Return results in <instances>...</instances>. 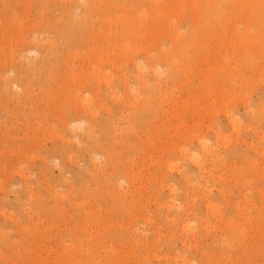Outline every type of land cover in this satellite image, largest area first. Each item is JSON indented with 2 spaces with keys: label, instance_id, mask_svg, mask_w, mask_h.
Segmentation results:
<instances>
[{
  "label": "rangeland",
  "instance_id": "374dc122",
  "mask_svg": "<svg viewBox=\"0 0 264 264\" xmlns=\"http://www.w3.org/2000/svg\"><path fill=\"white\" fill-rule=\"evenodd\" d=\"M234 1L0 0V264H264V0Z\"/></svg>",
  "mask_w": 264,
  "mask_h": 264
},
{
  "label": "bare ground",
  "instance_id": "6f19581e",
  "mask_svg": "<svg viewBox=\"0 0 264 264\" xmlns=\"http://www.w3.org/2000/svg\"><path fill=\"white\" fill-rule=\"evenodd\" d=\"M134 1H135V0H134ZM139 1H140V0H139ZM142 1H143V0H142ZM232 1H234V0H232ZM251 1H252V0H251ZM129 2H130V1H129ZM132 2H133V1H132ZM155 2H156V1H154V3H155ZM234 2H235V1H234ZM237 2H239V1H237ZM157 3H158V2H157ZM252 3H254V2H252ZM94 4H95V3H94ZM235 4H236V3H235ZM249 4H250V3H249ZM250 5H251V4H250ZM252 5H253V4H252ZM60 6H61V5H60ZM87 6H90V4L87 5ZM91 6H92V5H91ZM91 6H90V8L87 7V9H89L90 11L92 10V12H93V10H94L95 7H94V5H93V8H91ZM254 6L256 7L255 4H254L252 7H254ZM252 7H251V8H252ZM255 7H254V8H255ZM257 7H258V4H257ZM49 8H50V7H49ZM130 8H131V7H130ZM252 9H253V8H252ZM252 9H250V10H252ZM258 9H260V7H259ZM253 10L256 11V9H253ZM260 10H262V9H260ZM90 11H88V12H90ZM253 12H254V11H253ZM262 12H263V10H262ZM84 13H85V11H84ZM84 13H83V14H84ZM48 14H49V13H48ZM90 14H92V13H88V15H90ZM257 14H258V13H257ZM82 16H83V15H82ZM84 16H86V15L84 14ZM84 16H83V17H84ZM87 17H88V16H87ZM87 17L85 18V20L87 19ZM89 17H90V19H88V20H91V15H90ZM89 17H88V18H89ZM81 18H82V17H81ZM53 19H54V18H53ZM53 19H52V20H53ZM60 20H61V19H60ZM85 20L83 21V23L85 22ZM232 20H234V19H232ZM80 22H81V21H80ZM65 24H66V23H65ZM85 24H87V23H85ZM91 24H92V23H91ZM61 27H62V26H61ZM84 28H86V27H84ZM84 28H83V29H84ZM72 29H74V26H73ZM72 29H71V30H72ZM124 29H125V28H124ZM72 31H73V30H72ZM59 32H60V30H59ZM70 33H71V32H69V34H70ZM74 33H75V32H74ZM67 34H68V33H67ZM39 35H40V34H39ZM72 36H73V35H72ZM68 38H69V37H68ZM45 42H47V41H45ZM45 42H43V43H45ZM48 42H49V41H48ZM43 43H42L41 45H43ZM45 44H46V43H45ZM55 44H56V43H55ZM49 45H50V43H49ZM38 46H39V45H38ZM52 46H54V45L52 44L50 48H53ZM61 46H62V45H61ZM55 47H56V46H55ZM31 49H32V48H31ZM43 49H44V48H43ZM27 50H28V49H27ZM34 50H35V49H34ZM51 50H52V49H51ZM51 50H49V51H51ZM46 51H47V49H46ZM37 52H38V51H37ZM51 52H52V51H51ZM42 53H43V52H42ZM52 53H53V52H52ZM43 54L46 56V58H47V56H49V55H48V54H49L48 51L45 52V53H43ZM54 55H55V54H54ZM41 56L43 57V55H41ZM41 56H40V57H41ZM45 56H44V57H45ZM56 56H57V55H56ZM56 56H55V57H56ZM59 56H60V55H59ZM42 57H41V58H42ZM44 57H43V58H44ZM52 57H53V56H52ZM52 57H51V58H52ZM57 57H58V56H57ZM57 57H56V58H57ZM36 58H37V57H36ZM49 59H50V57H49ZM35 60H37V59H35ZM43 60H45V58H44ZM54 60H55V59H54ZM39 61H40V60H39ZM51 61H53V60H51ZM51 61H49V63H51ZM111 61H112V59H111ZM45 62H46V61H45ZM47 63H48V62H47ZM47 63H46V64H47ZM52 63H54V61H53ZM32 64H34V62H33ZM32 64H31V65H32ZM38 64H39V62H38ZM40 64H41V63H40ZM46 64H44V66H45ZM55 64H56V63H55ZM56 65H57V64H56ZM26 66H27V65H26ZM29 66H30V65H29ZM38 66H39V65H38ZM42 66H43V65H42ZM44 66H43V67H44ZM50 66H51V65H50ZM21 67H22V66H21ZM31 67H32V66H31ZM45 67H46V66H45ZM54 67H55V66H54ZM29 68H30V67H29ZM55 68H56V67H55ZM32 69H33V68H32ZM37 69H39V67H38ZM24 70H25V69H24ZM35 71H36V70H35ZM44 71H45V70H44ZM49 71H50V70H49ZM51 71H53V70H51ZM56 71H57V70H56ZM30 72H31V71H30ZM39 72H40V70H39ZM39 72H38V73H39ZM45 72H46V71H45ZM53 72H55V70H54ZM53 72H52V73H53ZM23 73H25V71H24ZM32 73H34V71H33ZM35 73H36V72H35ZM41 73H42V72H41ZM27 75H28V74H27ZM27 75H26V77H27ZM38 75H40V74H38ZM41 75H42V74H41ZM24 76H25V74H24ZM28 76H29V75H28ZM93 76H95V75H93ZM40 77H41V76H40ZM43 77H44V76H43ZM20 78H21V77H20ZM23 78L25 79V77H23ZM31 78H32V75H31ZM33 78H34V77H33ZM52 78H53V77H52ZM27 79H28V78H27ZM40 79H41V78H40ZM93 79H94V78H93ZM28 80H30V79H28ZM38 80H39V79H38ZM44 80H45V79H44ZM109 80H110V79H109ZM22 81H23V80H22ZM32 81H33V80H32ZM32 81H31V82H32ZM35 81H36V80H35ZM23 82H24V81H23ZM79 82H80V81H79ZM86 82H87V81H86ZM86 82H85V83H86ZM106 82H107V81H106ZM35 83H36V82H35ZM85 83H84V84H85ZM108 83H109V82H108ZM110 83H111V82H110ZM23 84H24V83H23ZM29 84H30V83H29ZM33 84H34V82H33ZM86 84H87V83H86ZM78 85H79V84H78ZM82 85H83V84H82ZM90 85H91V84H90ZM92 85H93V84H92ZM108 85H109V84H108ZM25 86H26V85H25ZM32 86H33V85H32ZM83 86H84V85H83ZM86 86H87V85H86ZM109 86H111V84H110ZM106 87H107V86H106ZM27 88H28V87H27ZM92 88H93V87H92ZM97 88H98V87H96V89H97ZM29 89H30V87H29ZM81 89H82V88H81ZM94 89H95V87H94ZM93 91H94V90H93ZM10 93H11V91L8 92V94H10ZM8 94H7V95H8ZM9 96L11 97L12 94L9 95ZM96 100H97V99H96ZM96 100L94 99L95 102H96ZM97 101H98V100H97ZM73 103H75V101H74ZM84 103H85V102H84ZM75 104H77V102H76ZM88 104H90V103H88ZM95 104H96V103H95ZM73 105H74V104H73ZM73 105H72V106H73ZM86 105H87V104H86ZM81 106H82V105H81ZM87 106H88V105H87ZM87 106L84 107L86 110H87L88 107H91V106H88V107H87ZM75 107H76V106H75ZM86 107H87V108H86ZM74 110H76V108H75ZM77 110H78V109H77ZM88 110H89V109H88ZM109 111H110V110H109ZM69 113H70V111H69ZM76 113H77V112H76ZM76 113H75V114H76ZM89 113H90V111H89ZM91 113H92V112H91ZM70 114H71V113H70ZM71 115H72V114H71ZM88 134H89L90 137L88 136ZM88 134H86V135H87V137L89 138L88 140L90 141V138H92V137H91V134H93V131H91V133H88ZM93 136H94V135H93ZM92 139H94V137H93ZM91 142H95V140H94V141H90V143H91ZM89 145H90V144H89ZM92 145H93V143H92ZM59 146H60V145H59ZM202 146H203V145H202ZM57 147H58V146H57ZM89 147H91V146H89ZM208 148H209V147H208ZM202 149H203V148H202ZM205 149L207 150V148H205ZM60 150H61V151H64L63 148L60 149ZM59 153H60V152H59ZM62 153H63V152H62ZM194 158H196V157H194ZM197 158H198V157H197ZM197 158H196V159H197ZM196 161H197V160H196ZM197 162H199V161H197ZM204 187H205V186H204ZM173 189H174V188H173ZM171 190H172V189H171ZM172 191H173V190H172ZM173 192H175V191H173ZM211 204H212V203H210V205H211ZM207 205H209V204L207 203ZM207 205H206V206H207ZM43 206H45V205H43ZM173 206H174V204L170 205L169 207L172 208ZM45 207H46V206H45ZM207 208H208V206L206 207V209H207ZM185 209H186V208H185ZM185 209H184V210H185ZM187 209H188V208H187ZM189 210H190V208H189ZM188 212H189V211H188ZM185 214H186V212H185ZM191 214H192V211H191V213H190L189 215H191ZM193 214H194V213H193ZM187 217H188V215H187ZM167 218H169V217L167 216ZM171 218H172V217H171ZM171 218H169V219H171ZM181 220H182V219H181ZM203 223H204V222H203ZM187 225H189V224H187ZM189 226H190V225H189ZM189 226H188V227H189ZM206 226H207V225H205L204 228H207ZM208 229H209V228H208ZM202 231H203V230H202ZM205 231H206V230H205ZM207 231H208V230H207ZM208 232H209V231H208ZM208 232H206V233L208 234ZM194 233H195V232H193V233H191V234H194ZM209 233H210V232H209ZM167 234H168V233H167ZM171 234H172V233H171ZM177 235H178V234H177ZM158 236H159V235H158ZM170 236H171V235H170ZM170 236H169V237H170ZM203 236H204V235H203ZM0 237H1V236H0ZM177 237H178V236H177ZM158 238H159V237H158ZM170 238H171V237H170ZM198 238H199V237H198ZM215 238H216V237H215ZM178 239H179V238H178ZM208 239H209V238H208ZM216 239H217V238H216ZM1 240H2V238L0 239V241H1ZM180 240H181V239H180ZM213 240H214V238H213ZM217 240H218V239H217ZM184 241H185V240H184ZM196 241H197V240H196ZM215 241H216V240H215ZM189 242H190V241H189ZM205 242H206V241H205ZM213 242H214V241H213ZM0 243H1V242H0ZM208 243H209V241H208ZM217 243H218V241H217ZM182 244H184V243H182ZM190 245L193 246V244H191V242H190ZM194 245H195V244H194ZM198 245H199V244H198ZM207 245H208V244H207ZM219 245H220V244H219ZM171 246H172V244H171ZM216 246H217V245H216ZM221 246H222V245H221ZM221 246H220V247H221ZM6 247H7V246H6ZM169 247H170V246H169ZM187 247H189V246H187ZM190 247H191V246H190ZM195 247H196V246H195ZM201 247H202V246H201ZM223 247H225V245L222 246V248H223ZM214 248H215V247H214ZM7 249H8V248H7ZM185 249H186V248H185ZM198 249H199V248H198ZM211 249H212V248H211ZM223 249H224V248H223ZM225 249H226V248H225ZM228 249H229V248H227L226 251H227ZM216 250H217V249H216ZM216 250L213 249L211 252L214 253ZM218 250H220V249L218 248ZM1 251L3 252V250H1ZM7 251H8V250H7ZM189 251H190V250H189ZM195 251H196V250H195ZM213 251H214V252H213ZM220 251H221V250H220ZM220 251H218V252L220 253ZM224 251H225V250H224ZM196 252H197V251H196ZM188 253H189V252H188ZM219 253H218V254H219ZM223 253H224V252H222V253H220V254L223 255ZM218 254H217V255H218ZM225 254L228 255V253H225ZM236 254H237V253H236ZM206 255H207V254H206ZM210 255H212V254H210ZM215 255H216V254H215ZM215 255H214V257H215ZM217 255H216V256H217ZM221 255H220V256H221ZM242 255H243V254H242ZM242 255H241V256H242ZM212 256H213V255H212ZM218 256H219V255H218ZM223 256L225 257V255H223ZM228 256H230V255H228ZM207 257H208V255H207ZM224 257H223V258H224ZM237 257H238V256H237ZM184 258H185V257H184ZM187 258H188V257H187ZM187 258H186V260H187ZM211 258H212V257H211ZM220 258H221V257H220ZM215 259H216V257H215ZM234 259H235V258H234ZM181 260H182V259H181ZM188 260H190V259H188ZM211 260H212V262H210L211 264H212V263H215V261H214L213 259H211ZM220 260H221V259H220ZM231 260H232V259H231ZM231 260H230V261H231ZM216 261H217V260H216ZM218 261H219V260H218ZM218 261H217V262H218ZM228 261H229V260H228ZM228 261H227V262H228ZM232 261H233V260H232ZM205 263H206V262H205ZM220 263H222V261H221ZM220 263H218V264H220ZM182 264H186V261L184 260V263H182ZM187 264H188V262H187ZM208 264H209V263H208ZM215 264H216V263H215ZM222 264H228V263L223 262ZM230 264H231V263H230ZM233 264H235V263H233Z\"/></svg>",
  "mask_w": 264,
  "mask_h": 264
}]
</instances>
